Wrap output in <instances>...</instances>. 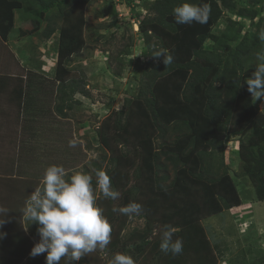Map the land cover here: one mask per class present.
Wrapping results in <instances>:
<instances>
[{"label": "trees", "instance_id": "16d2710c", "mask_svg": "<svg viewBox=\"0 0 264 264\" xmlns=\"http://www.w3.org/2000/svg\"><path fill=\"white\" fill-rule=\"evenodd\" d=\"M90 1L0 0V37L6 41L10 36L18 10L35 16L32 17L34 30L39 28L41 20H46L45 27L39 32L47 39L55 32L56 19H59L63 26L59 29L54 77L57 80L58 92L63 93L67 82L62 76L64 62L69 54L82 44L79 31L74 27L83 20L82 16H75L74 12L79 6ZM184 2L208 4L211 12L207 23L193 22L189 26L190 31L184 36L182 46L186 58L180 59L177 58L174 46L175 43L181 45L179 30H185L183 24L175 22L172 10ZM245 2L246 5L237 6L234 0H152L147 6V14L138 21L137 25L148 55L144 69L147 71L146 79L136 96L126 99L125 109L115 111L112 137H108L106 127L101 128L98 136L101 144L111 151L116 147L114 143H109L111 138L117 144L125 145L126 151L111 156L104 171L110 177L112 187L123 194L125 205L129 203L130 196L145 197L141 202L143 210L146 211L143 215L146 221L142 229L134 228L122 237L120 232L129 216L119 213V217L123 219L112 228L113 238L107 247L115 250L117 246L123 253L125 246L129 245L131 252L135 253L134 259L139 257L145 264H216L215 254L220 253L219 246L210 242L199 221L221 209L238 205L239 199L231 200L226 189L220 190L222 178L219 175H208L214 166H222V158L219 160L218 157L214 158V155L222 152L223 136L243 132L247 128L249 135L246 138L256 133L262 134L261 141L264 142V120L261 119L257 108L260 99L252 98L246 83L253 74L252 66L245 68L248 53L255 50L260 55L264 50V42L259 43L258 38L259 23L249 41L244 36L234 47L223 44V41L228 42L229 39H234L235 35L229 37L225 33L221 39L209 29L223 14V9L253 20L260 8L264 7L263 0ZM207 39L214 41V47H203ZM223 47L226 50L224 60L222 54L216 51ZM154 48L166 49L172 55L173 63L166 68L162 57L154 58L149 54ZM70 86L71 92L78 90L77 92L86 93L83 88ZM60 98L63 100V94ZM56 109L63 115L60 105ZM132 109L140 114L137 111L134 114ZM131 116H136V119ZM216 133L220 135L216 136ZM243 143L238 157L245 165H251L253 168V176L258 181L256 196L262 200L264 144H261L256 156V147L253 148L247 142ZM120 159L124 160L122 165L119 164ZM93 165L95 171L100 169L97 163ZM119 165L124 167V181L113 175ZM225 166L223 172L229 182L231 180ZM130 168L134 172L132 183L128 179ZM18 180L15 175H0V193L1 186H6L3 190L6 192L2 194L11 198L13 189L19 187L16 185ZM211 184L219 186L216 192L210 190ZM210 195L213 196L209 205H201L203 201L208 202ZM1 200L0 198V203ZM104 201L108 207L104 206ZM96 203L100 208H107L103 214L111 225L113 201L105 199L103 195H97ZM184 203L187 205H183ZM4 221L0 227V233L3 234L0 236V259H5V264H17L30 253L31 248L24 252L20 248L19 240L14 238L13 233L18 227L17 220ZM166 224L177 229L174 239L179 237L183 241V251L179 255L160 251L161 229ZM29 227L32 235L37 234L38 225L31 224ZM109 248L105 251L110 253L108 260L111 261L114 254ZM45 256L46 253L36 257L28 255L26 264H45ZM85 257L82 256L75 264H82ZM60 264L67 262L62 258Z\"/></svg>", "mask_w": 264, "mask_h": 264}, {"label": "rangeland", "instance_id": "374dc122", "mask_svg": "<svg viewBox=\"0 0 264 264\" xmlns=\"http://www.w3.org/2000/svg\"><path fill=\"white\" fill-rule=\"evenodd\" d=\"M151 1L91 0L75 10V16H82L83 20L74 27L79 31L82 44L64 62L62 76L67 82L63 93L58 92L54 77L59 29L63 23L56 19V30L47 39L39 32L45 27L46 20H41L39 28L34 30L32 17L35 16L29 12L16 11V27L11 31L7 42L3 43V56L0 58V79L7 81L10 86L5 88L4 94L0 92V124H3L0 125V175L17 176L19 182L16 185L19 187H15L12 197L7 198L3 195L6 186H1L3 194L0 193V198L5 199L1 200L0 207L10 211L4 217L0 213V219H6V222L17 220L18 227L13 234L24 252L28 248L32 249L39 236L31 234L29 222L23 219L21 210L34 188L40 185L47 167L62 166L68 177L82 172L91 176L95 182L93 163L100 166L99 170H104L111 156L126 151L125 145L117 144L112 138L109 143L116 146L114 151L106 149L98 135L101 128L106 127L108 137H112L115 111L125 109L126 99L135 97L146 79L147 71L144 69L148 55L137 24L147 14V6ZM234 1L237 6L246 5L245 0ZM262 3L264 4V0ZM257 23L260 30L264 28V7L260 8L253 20L223 9V14L209 29L221 39L225 33L229 37L235 35L234 39L223 41V44L234 47L244 36L248 41L253 37ZM183 25L185 31L179 30L181 45L175 43L174 47L177 58L185 59L183 38L189 33L191 24ZM214 45V41L207 39L203 47L208 49ZM216 51L222 54L224 60V47ZM258 63H264V50L260 55L255 50L248 53L245 68L251 65V71L254 72ZM70 85L76 86V89H85L87 94L77 92L78 90L71 92ZM62 94L63 100L60 98ZM58 105L62 107L63 115L57 111ZM257 108L264 120V101L260 99ZM132 110L134 114L137 111ZM137 113L140 114L139 111ZM131 117L136 119V116ZM219 135L216 133V136ZM248 135L247 128L243 132L223 136L222 152L215 154L214 158H222L224 162L222 161V166H214L208 174L219 175L222 178L220 190L226 189L231 200L239 199L238 205L221 209L199 221L206 237L219 246L220 253L215 254L216 264H264V199L260 200L256 196L258 181L253 176V168L245 165L238 157L243 142L256 147V156L264 142L261 141L262 134L256 133L246 138ZM123 161L120 159L119 164L122 165ZM121 165L115 168L113 175L124 181V167ZM224 166L231 180L229 182L223 172ZM133 173L130 168L128 179L131 183ZM214 185L211 184L209 188L216 192L219 186ZM94 195H102L96 183ZM122 195L112 200L113 208L126 206ZM212 196L201 205L208 206ZM144 199L145 197L133 195L128 202L142 205L141 201ZM106 203L103 202L108 207ZM145 212L143 210L138 216L128 217L120 232L122 237L134 228L144 227ZM119 216V212L113 211L111 229L121 223L123 217ZM125 247L123 253L134 259L135 253L131 252V246ZM109 249L113 254L122 253L117 246L115 250ZM28 255L30 253L17 264H26ZM85 256L82 264H110V253L105 249H98ZM134 261L135 264H145L139 257ZM5 262V259H0V264Z\"/></svg>", "mask_w": 264, "mask_h": 264}, {"label": "clouds", "instance_id": "9594fccd", "mask_svg": "<svg viewBox=\"0 0 264 264\" xmlns=\"http://www.w3.org/2000/svg\"><path fill=\"white\" fill-rule=\"evenodd\" d=\"M211 8L208 4L196 5L184 2L172 10L177 24H205ZM264 42V28L258 33ZM154 58H163L166 68L173 63V57L166 49L154 48L150 52ZM258 59H262L258 57ZM248 91L254 100L264 101V63H258L252 76L246 80ZM96 187L105 199L116 200L120 193L115 190L110 177L104 170L95 173ZM230 209V208H229ZM114 212L126 216H138L143 206L130 202L126 206L113 208ZM0 208V213L7 214ZM28 225L36 224L39 240L32 247L30 255L36 257L45 254V264H60L64 258L67 264H75L82 256L104 250L111 241V225L96 203L93 180L88 174L77 172L70 177L62 166L52 165L46 168L40 185L35 187L21 210ZM0 219V227L4 224ZM177 229L166 224L161 229L160 251L179 255L183 251V241L174 235ZM3 234L0 233V236ZM110 264H135L131 255L116 253Z\"/></svg>", "mask_w": 264, "mask_h": 264}, {"label": "crops", "instance_id": "0c3cea01", "mask_svg": "<svg viewBox=\"0 0 264 264\" xmlns=\"http://www.w3.org/2000/svg\"><path fill=\"white\" fill-rule=\"evenodd\" d=\"M14 23H15V24H14V28H15V27H16V26H15V25H16V22L14 21ZM14 28H13V29H14ZM11 34H12V33H11ZM11 34H10V35H11ZM8 39H9V36H8L7 40H8ZM7 40L4 41V40H2V38L0 37V58L3 56V50H2V49H3V43H6ZM0 60H1V59H0ZM7 87L10 88L8 82H7V81L5 82L4 80H1V79H0V92H1L2 94H4V90H5V88H7ZM8 88H7V89H8ZM1 124H2V123H1ZM1 124H0V125H1ZM2 126H3V124H2Z\"/></svg>", "mask_w": 264, "mask_h": 264}]
</instances>
